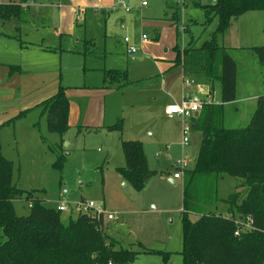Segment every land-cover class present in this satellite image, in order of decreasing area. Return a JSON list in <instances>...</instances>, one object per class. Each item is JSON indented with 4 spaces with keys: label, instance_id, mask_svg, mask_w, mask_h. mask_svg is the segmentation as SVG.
Wrapping results in <instances>:
<instances>
[{
    "label": "rangeland",
    "instance_id": "1",
    "mask_svg": "<svg viewBox=\"0 0 264 264\" xmlns=\"http://www.w3.org/2000/svg\"><path fill=\"white\" fill-rule=\"evenodd\" d=\"M136 2L130 0L132 6ZM187 2L189 4L183 11L175 0H149L150 8L141 16H135L129 28L128 34L139 52L135 59L129 56L126 62L124 58L109 53L112 52L111 45L115 47L116 39L125 35L122 22L116 17L112 18V39L105 37V23L99 22L102 17H92L90 12L86 24L80 23L71 37L66 31L72 20L63 14L67 9L58 7L57 3L43 9L45 21L23 22L19 25L20 30L15 28L17 18L5 25L0 19V125L14 116L1 128L0 139L2 153L14 162V182L21 189L33 190L34 197L44 199L48 207L57 208L63 199L71 202L86 199L102 205L107 212L119 213V218L106 225L105 230L118 242L117 248L142 251V243L154 251L140 253L131 264H183V179H175L174 172L176 162L184 157L189 159V169L194 168L199 138L191 131L192 145L183 146L178 124L175 120L163 118L157 103H148L144 93L151 90L144 86L151 78L160 75V62L166 63L176 56V44L183 50L192 40L199 47L211 39L217 28L218 19L204 25L203 6L212 4V0ZM168 6L171 9L177 7V16L173 13L165 16ZM181 21L190 32H182L177 39L176 25ZM56 28L64 34H54ZM142 33L148 36L146 42L141 39ZM81 37L92 38L100 56L107 55L109 65L122 67L116 65L125 63L122 70L127 71L130 91L122 93L106 87L107 70H84L85 59L75 52L84 49V41L78 40ZM239 39L250 46L264 44V11L250 12L242 17L238 25L220 39V43L228 46ZM29 42L35 43L28 45L34 47L24 48ZM39 45L49 48L39 51ZM88 47L94 48L92 45ZM230 53L237 62L238 100L225 106L224 123L227 128H244L257 108L258 97L264 94V66L246 46L232 49ZM94 62L103 67L102 58ZM21 64L22 70L14 66L18 69L10 72V65ZM190 79L195 81L192 87L201 86L205 94L212 93L209 101L222 102L221 82L217 81L213 89L207 81ZM60 85L67 88L70 109L75 112L72 127L63 136L49 130L42 106L29 108L35 105V99L54 95ZM203 95L201 99H206ZM23 108L26 113L16 117ZM120 120L122 130L112 129ZM131 139L143 142L148 167L157 172L148 179L142 191L136 190L118 170L126 164L122 141ZM60 155L64 156V161L58 168L54 163ZM171 178L177 183L171 182ZM240 182L239 178L230 176L220 179L218 197L223 200L236 191L245 192ZM65 189L68 190L66 194L63 193ZM30 204L26 195L17 198L14 201L17 214L28 216ZM224 207L220 202V211ZM62 213L67 220L68 212ZM163 252L171 253L168 261H165Z\"/></svg>",
    "mask_w": 264,
    "mask_h": 264
},
{
    "label": "trees",
    "instance_id": "2",
    "mask_svg": "<svg viewBox=\"0 0 264 264\" xmlns=\"http://www.w3.org/2000/svg\"><path fill=\"white\" fill-rule=\"evenodd\" d=\"M203 8L204 25L218 19L217 28L211 39L199 47L192 40L183 50L176 44L175 62L183 65L185 77L209 81L213 87L221 82L222 102H205L193 118L194 128L202 138L196 164L183 177V264H264V94L258 97L246 127L225 126V104L237 96V62L220 43L241 16L264 11V0H218ZM13 18L27 22L22 4L0 5V19ZM177 33L180 34L178 28ZM250 50L264 66V44ZM81 53L85 57L101 54L93 40L84 41ZM10 69L12 73L18 67ZM105 74L106 87L129 85L127 71L108 69ZM37 106L43 107L49 130L63 136L70 128L67 88L60 85L52 97ZM13 119L1 124L0 130ZM112 129L121 131V120ZM122 148L126 164L118 170L136 190L142 191L156 173L148 167L144 144L138 139L123 140ZM63 161L60 155L54 166L62 167ZM226 176L239 178L245 192L236 191L221 200L218 182ZM24 195L31 201L28 216L18 215L14 205ZM220 202L225 205L223 211ZM248 217L253 219V228L236 235L240 228L237 219L245 221ZM105 230V223L85 214L69 213L64 220L62 211L46 206L44 199L34 197L33 190L19 188L14 182V162L2 153L0 139V264H131L140 253L154 252L142 243V251L117 248L118 242ZM163 253L168 261L171 253Z\"/></svg>",
    "mask_w": 264,
    "mask_h": 264
},
{
    "label": "crops",
    "instance_id": "3",
    "mask_svg": "<svg viewBox=\"0 0 264 264\" xmlns=\"http://www.w3.org/2000/svg\"><path fill=\"white\" fill-rule=\"evenodd\" d=\"M2 1H5V3H3ZM23 1V2H22ZM120 1L122 0H19V2L17 0H0V5L2 4H22V7L25 9L26 11V20L27 22H31L34 21L36 23H38V20H41L42 22L45 21V17L44 14L42 13L43 9H45L46 7H49L52 4H56L58 5V7L63 8V9H67L66 13H63L64 15H68L70 17V19L72 20L71 25H69V29H67V33L71 35V37L73 36V34L79 29L78 26L80 23H85L88 21V13H91V16L99 18L102 17V20L99 21L100 23H105V37L108 36L112 39V18L116 19H120V21L122 22L121 25V29L125 31V35L119 39H116V44H114L115 47L112 46V52L109 51L110 54L112 55H116V57H121L124 58L125 62L128 61L129 56H131V59H135V55L139 52L138 51L133 54L131 53L129 46L130 45H136L135 42L133 41V39L131 38V36L128 34L129 28L131 27V25L134 23L135 20V16H141L143 12H146L147 8H150V5L148 6H142L140 3V0H137V2L135 3L134 6L131 5L130 0H123L125 1L129 7L130 10L126 11L125 8L120 4ZM31 2H33V4H31ZM189 4V3H188ZM188 6V5H187ZM177 7L180 8V6L177 3ZM177 7H174L173 9H171V6H168V8H166L165 10V16H169L170 13H173V16L175 14V12L177 11ZM252 13L254 11H251ZM257 12V11H255ZM250 13V12H248ZM248 13L244 14L243 16H241L238 21H236L234 23V25L232 26L231 29H233L235 26L238 25L239 21L242 19V17H245ZM103 16H102V15ZM101 15V16H99ZM14 20V19H12ZM10 21V20H8ZM8 21H2L3 24L5 25L6 22ZM15 23L17 24V26L15 27L16 29L20 30V26L23 21H20L19 19H15ZM29 23V24H31ZM125 23L127 24V26L125 25ZM34 27L36 28L37 25L34 24ZM60 27H64V22L60 25ZM162 27L160 26L158 28L159 32L161 31ZM156 30V34H158V36L160 35V33ZM37 31H39V29H37ZM54 34H64V33H59L58 29L56 28L54 31ZM1 34V33H0ZM86 34V32H85ZM145 33H142V35ZM11 37L14 36V34H10ZM128 36L130 38L129 42H126L125 37ZM179 35L176 32V38L178 39ZM241 38V35L240 37ZM142 39V36H141ZM225 39V38H224ZM44 40V39H42ZM78 40H93L92 38L88 39L87 37L84 38H78ZM110 41V39H109ZM107 40L108 43H111ZM142 41H144L142 39ZM44 42V41H43ZM94 42V41H93ZM146 42V41H144ZM30 44H35L32 42H29L28 44L24 45V48H30V47H34V45L32 46H28ZM107 44V43H105ZM247 47V49H250L254 46H250L249 43H242V41L239 39L237 42L230 44L228 46H225L226 48H228L229 51H231L232 49H241L244 47ZM39 51H47L49 47H45L44 45H39L38 46ZM83 50V49H82ZM80 50H76L75 52L83 55L81 53L82 51ZM104 52L106 54V49H104ZM99 56V55H98ZM177 56V54H176ZM176 56L169 60H167L166 63H161L162 65L160 70V75L155 77V78H151V80H149L144 88H148L150 87L151 92H147L144 93L146 96V100H148V103H157V105L160 107V111L162 113V117L163 118H168L170 120H175L176 123L178 124V129H179V134L182 137L183 140V134H182V127H183V121L178 118V117H170V116H166L164 113V108L166 105H168L169 103H172L174 101H180L184 96L187 95H191L194 98L197 99H201L202 94L204 93V95H206V99H201V100H208L209 98H212V93L210 94H205V91H203V88L201 86L198 87H192L191 86H185L184 84V68L182 64H177L175 62ZM84 57V70H108V69H120L122 70V68H124L125 63H123V65H116V66H122V67H115V65H109L108 63V57L107 55L104 56H100L97 58H102L104 60L103 62V67L101 66V64H99L98 62H94L97 58L95 56H91V57ZM93 57L95 59H93ZM93 59V62H88V60L90 61V59ZM158 63V62H157ZM24 64V63H23ZM21 65H10L11 66H18L19 70H22V66ZM7 66H9L8 63H6ZM112 66V67H110ZM11 70V69H10ZM25 70V69H24ZM200 81V80H199ZM209 82V81H207ZM211 83V82H209ZM212 88L213 84L211 83ZM131 85L128 86H124V87H116V85L114 84V86H112V89H116L119 92L122 93H126L127 91L131 90ZM143 87L140 89L141 92ZM144 89V92H145ZM237 94H238V83H237ZM203 95V96H204ZM48 95H46L47 97ZM50 96L52 97L53 95H49L48 98H50ZM45 98L41 96L38 99H35L37 101H35V105L32 107H29L31 109H33V107H36L38 104L42 103ZM237 99V96H236ZM245 99H248L247 97H245ZM238 100V99H237ZM236 101V100H235ZM227 103L225 104V106H229L232 103ZM26 110V108H23L20 111ZM238 110V109H237ZM19 111V112H20ZM75 112L73 109H70V113H69V124H70V128L71 123H72V118L74 116ZM14 117V116H13ZM6 122V121H5ZM192 135L194 133L195 135H198L199 138V148H200V143H201V138H202V134L199 130H197L196 128H194V120L192 121ZM190 144L187 146H191L193 141H192V137L190 136ZM140 140V139H138ZM183 145V144H182ZM157 173V172H156ZM173 179V178H171ZM170 179V181H171ZM175 180V179H174ZM69 214V213H68Z\"/></svg>",
    "mask_w": 264,
    "mask_h": 264
},
{
    "label": "built area",
    "instance_id": "4",
    "mask_svg": "<svg viewBox=\"0 0 264 264\" xmlns=\"http://www.w3.org/2000/svg\"><path fill=\"white\" fill-rule=\"evenodd\" d=\"M178 5L182 8L184 11L188 5L187 0H175ZM213 3H216L218 0H212ZM140 3L142 6H148L149 0H140ZM33 4V2H31ZM120 4L125 8L126 11L130 10L129 5L125 1H120ZM178 30L180 31V34L182 32H186L187 27L184 21L179 22L177 25ZM142 39L144 41L148 40V36L146 34L142 35ZM126 42L130 41V38L128 36L125 37ZM129 49L131 53L135 54L138 51V48L134 45H130ZM195 81L190 79V77L184 78V84L185 86H191L194 84ZM205 102H212L207 100H201L194 98L191 95L184 96L180 101H174L172 103H169L164 108V113L166 116L170 117H178L183 121V127H182V144L183 146H188L190 144V133L192 131V121L193 118L199 113L203 107V104ZM189 159L187 157H184L182 159H178L176 162V171L174 172V178L180 179L184 177V173L186 170H189ZM64 194L68 193V190L65 189L63 191ZM57 209L62 212H68L73 214H85L88 215L94 219H96L99 222H103L107 225V223H111L119 218V213H113V212H107L105 208L102 205H98L93 200H86L81 199L76 202H71L67 200H61V203L57 206ZM228 216V214H226ZM230 217V215L228 216ZM237 221L240 224V228L236 231V235H240L241 230L249 231L251 228H253V219L251 217H248L245 221L242 219H237ZM109 264H114L113 262H110Z\"/></svg>",
    "mask_w": 264,
    "mask_h": 264
},
{
    "label": "water",
    "instance_id": "5",
    "mask_svg": "<svg viewBox=\"0 0 264 264\" xmlns=\"http://www.w3.org/2000/svg\"><path fill=\"white\" fill-rule=\"evenodd\" d=\"M197 115H198V113H197ZM66 146H68V143H66ZM171 182H173L174 184H176V183H177V181H176V180H174V179H171ZM107 225H110V223L108 222V223H107Z\"/></svg>",
    "mask_w": 264,
    "mask_h": 264
}]
</instances>
